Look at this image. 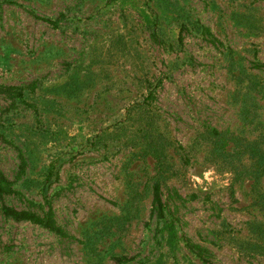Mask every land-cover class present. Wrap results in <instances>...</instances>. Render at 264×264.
<instances>
[{
    "label": "rangeland",
    "instance_id": "374dc122",
    "mask_svg": "<svg viewBox=\"0 0 264 264\" xmlns=\"http://www.w3.org/2000/svg\"><path fill=\"white\" fill-rule=\"evenodd\" d=\"M0 84V264H264V0H0Z\"/></svg>",
    "mask_w": 264,
    "mask_h": 264
},
{
    "label": "trees",
    "instance_id": "16d2710c",
    "mask_svg": "<svg viewBox=\"0 0 264 264\" xmlns=\"http://www.w3.org/2000/svg\"><path fill=\"white\" fill-rule=\"evenodd\" d=\"M37 20L46 23L50 26H55V23L47 18L36 17ZM208 33V32H206ZM215 41H211L210 43L214 45ZM23 91L24 89L19 86L13 85H1L0 84V97L9 101V105L12 107L16 102H23ZM18 170L15 173V179H19V177L24 172L25 161L20 153H18ZM10 195H18L12 189V182L8 181L1 173H0V215L3 218L9 219L13 222H27L29 224L40 227L41 229L54 234L57 237H66V234L63 230L56 224L52 208L49 202L46 199V196L43 195L41 204H33L27 202V209L17 210L12 207H9L3 203V197ZM30 208H36L37 212L30 210ZM151 213H153L157 220L162 219L163 216V208L161 201V194L159 185L154 183L151 188ZM184 247L186 250L195 258L199 260L201 264H212L209 259V253L206 249L199 247L198 245L190 243L188 240L184 241ZM117 263H121L123 258H115Z\"/></svg>",
    "mask_w": 264,
    "mask_h": 264
}]
</instances>
